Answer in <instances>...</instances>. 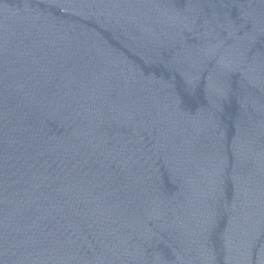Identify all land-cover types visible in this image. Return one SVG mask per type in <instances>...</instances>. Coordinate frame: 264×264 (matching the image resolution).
Segmentation results:
<instances>
[{
	"label": "water",
	"instance_id": "obj_1",
	"mask_svg": "<svg viewBox=\"0 0 264 264\" xmlns=\"http://www.w3.org/2000/svg\"><path fill=\"white\" fill-rule=\"evenodd\" d=\"M0 264H264V0H0Z\"/></svg>",
	"mask_w": 264,
	"mask_h": 264
}]
</instances>
